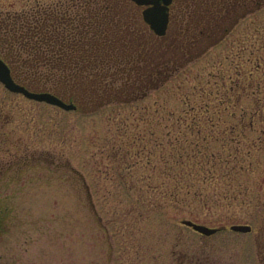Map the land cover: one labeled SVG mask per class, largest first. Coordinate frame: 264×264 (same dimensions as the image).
Returning a JSON list of instances; mask_svg holds the SVG:
<instances>
[{"label":"rangeland","instance_id":"rangeland-1","mask_svg":"<svg viewBox=\"0 0 264 264\" xmlns=\"http://www.w3.org/2000/svg\"><path fill=\"white\" fill-rule=\"evenodd\" d=\"M232 1L174 0L154 51L110 26L113 50L176 67L135 100L66 111L0 82V264H264V4Z\"/></svg>","mask_w":264,"mask_h":264},{"label":"trees","instance_id":"trees-1","mask_svg":"<svg viewBox=\"0 0 264 264\" xmlns=\"http://www.w3.org/2000/svg\"><path fill=\"white\" fill-rule=\"evenodd\" d=\"M263 4L264 0H233L222 2L220 9L228 15L240 7L241 18ZM113 24L133 39L144 36L146 44L138 49L159 48L155 43L160 37L132 0H58L23 12H0V56L18 83L32 91H50L82 110L87 101L95 100L97 106L128 102L156 89L176 67L170 69L174 62L169 60L139 64L128 51L113 50L104 38ZM107 46L112 56L105 53Z\"/></svg>","mask_w":264,"mask_h":264},{"label":"water","instance_id":"water-1","mask_svg":"<svg viewBox=\"0 0 264 264\" xmlns=\"http://www.w3.org/2000/svg\"><path fill=\"white\" fill-rule=\"evenodd\" d=\"M139 7L143 8L142 16L144 22L150 27L158 37L167 35L170 20H171V6L174 0H132ZM0 82L11 92L22 94L26 98L38 102H44L66 111L77 110L78 107L74 103H69L50 92H36L19 84L13 78L12 72L8 64L0 56ZM184 225L191 227L196 232L211 236L216 234L220 229L209 227L203 224L196 223L191 220H184ZM232 231L240 233H250L252 227L250 225H232Z\"/></svg>","mask_w":264,"mask_h":264}]
</instances>
